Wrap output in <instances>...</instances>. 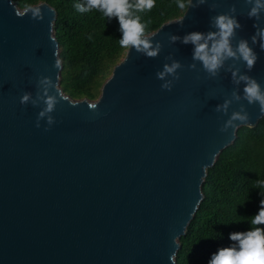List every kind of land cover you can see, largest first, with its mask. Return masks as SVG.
Masks as SVG:
<instances>
[{
  "label": "water",
  "instance_id": "1",
  "mask_svg": "<svg viewBox=\"0 0 264 264\" xmlns=\"http://www.w3.org/2000/svg\"><path fill=\"white\" fill-rule=\"evenodd\" d=\"M14 4L0 0V264H175L207 168L239 127L255 126L264 114L258 103L233 102L228 115L243 103L250 119L221 132L228 115L215 108L232 94L231 73L221 69L209 78L200 62L189 68L194 46L170 43L169 35L215 30L210 18L235 5L242 28L233 45L248 39L258 60L250 72L231 60L225 68L239 67L264 88V50L251 44L250 5L207 0L163 23L146 35L162 44L158 56L127 49L90 101L73 100L59 87L56 10L47 2L33 5L44 18L32 20L18 17ZM172 59L182 68L168 91L156 73ZM41 76L65 98L48 131L46 120L36 127L43 105L20 103L26 91L35 97Z\"/></svg>",
  "mask_w": 264,
  "mask_h": 264
},
{
  "label": "trees",
  "instance_id": "2",
  "mask_svg": "<svg viewBox=\"0 0 264 264\" xmlns=\"http://www.w3.org/2000/svg\"><path fill=\"white\" fill-rule=\"evenodd\" d=\"M19 9L25 4L47 2L56 10L53 35L58 41L61 62L59 87L73 100H96L112 67L125 56L127 49L118 40V18L107 19L98 10L81 13L74 7L80 0H13ZM176 0H156V6L142 13L146 35L163 23L179 18L185 11ZM264 116L255 126H241L235 138L207 168L201 187L203 198L178 239L175 264H208L219 248L232 245L233 232L247 231L250 217L260 208L264 190ZM260 227H264L261 225Z\"/></svg>",
  "mask_w": 264,
  "mask_h": 264
},
{
  "label": "clouds",
  "instance_id": "3",
  "mask_svg": "<svg viewBox=\"0 0 264 264\" xmlns=\"http://www.w3.org/2000/svg\"><path fill=\"white\" fill-rule=\"evenodd\" d=\"M207 3V0H176L177 7L181 10L199 7ZM250 8L247 12L249 19H254V34L250 37L251 44H259L264 50V27H261L262 16H264V0H245ZM156 6V0H80L74 7L81 13L92 10L100 11L107 19L118 18L119 30L122 33L118 40L119 45L125 49H135L137 53L143 54L148 58H155L162 49L159 41H153L146 36L147 24L142 20V13L150 12ZM216 7L210 5L211 9ZM15 13L23 18L28 15L32 20H42L44 14L41 6L25 4L23 11L19 10L14 4ZM236 7L232 5L228 12L219 13L210 18L212 29L207 32L193 31L183 37L169 35V42L181 41L183 44H192V61L188 67L196 69V62H200L203 70L209 78H215L220 74L221 69L231 73V81L235 86L229 98L218 104L216 112L228 115L230 106L233 102L246 100L249 105H259L260 112L264 114V88L261 84L247 72H242L239 67L229 65L225 68L227 61L243 62L245 68L250 72L257 60L258 54L249 40L240 38L233 45V40L237 36V31L242 28L236 15ZM185 15L178 20L182 26ZM56 68H59V61H55ZM182 68L179 60L172 59L171 63H165L162 70L157 71L156 77L163 81L161 88L171 91L174 81L179 80L178 69ZM171 77V79H168ZM243 84V94L241 95L239 86ZM55 83L48 76H41L37 80V93L35 97L31 92H24L20 97L22 105L31 104L33 107H43L37 114L36 127L39 128L40 121L46 120L45 131L56 123L52 113L60 99H64L57 91L58 95L52 93ZM95 109L96 105H89ZM250 119L246 106L241 103L239 110H233L228 119L221 125L220 131L227 132L231 127L235 129L240 121L246 123ZM257 188L264 190V181H257ZM251 227L247 231L233 232L229 234V239L234 243L227 247L219 248L211 255L208 264H264V199L260 201L259 211L249 219ZM174 255V254H173ZM173 255L170 259L173 261Z\"/></svg>",
  "mask_w": 264,
  "mask_h": 264
}]
</instances>
